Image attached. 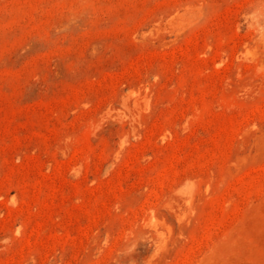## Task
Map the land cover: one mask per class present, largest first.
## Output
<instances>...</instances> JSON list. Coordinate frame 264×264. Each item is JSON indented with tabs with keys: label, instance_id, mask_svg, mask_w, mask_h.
<instances>
[{
	"label": "rangeland",
	"instance_id": "374dc122",
	"mask_svg": "<svg viewBox=\"0 0 264 264\" xmlns=\"http://www.w3.org/2000/svg\"><path fill=\"white\" fill-rule=\"evenodd\" d=\"M0 264H264V0H0Z\"/></svg>",
	"mask_w": 264,
	"mask_h": 264
}]
</instances>
